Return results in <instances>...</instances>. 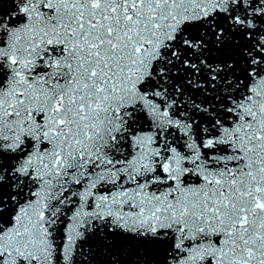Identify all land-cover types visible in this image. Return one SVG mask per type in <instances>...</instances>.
<instances>
[{"label":"snow or ice","instance_id":"1","mask_svg":"<svg viewBox=\"0 0 264 264\" xmlns=\"http://www.w3.org/2000/svg\"><path fill=\"white\" fill-rule=\"evenodd\" d=\"M0 264H264V0H0Z\"/></svg>","mask_w":264,"mask_h":264}]
</instances>
